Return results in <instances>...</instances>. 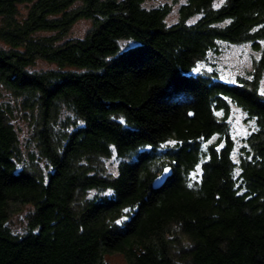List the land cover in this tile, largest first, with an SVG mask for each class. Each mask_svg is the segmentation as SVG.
Here are the masks:
<instances>
[{
  "label": "trees",
  "instance_id": "trees-1",
  "mask_svg": "<svg viewBox=\"0 0 264 264\" xmlns=\"http://www.w3.org/2000/svg\"><path fill=\"white\" fill-rule=\"evenodd\" d=\"M243 43L250 77L195 73ZM262 70L264 0H0V264H264Z\"/></svg>",
  "mask_w": 264,
  "mask_h": 264
},
{
  "label": "rangeland",
  "instance_id": "rangeland-1",
  "mask_svg": "<svg viewBox=\"0 0 264 264\" xmlns=\"http://www.w3.org/2000/svg\"><path fill=\"white\" fill-rule=\"evenodd\" d=\"M177 19L176 14V6L173 8L170 15L167 16V21L174 22ZM88 20H77L72 28L70 29L68 35L69 36H82L85 33V30L89 26ZM130 45V43H127ZM259 56V52L253 50L250 47L249 43L243 44H232L229 45L221 50L218 55H209L207 59L204 61L197 62L195 73L203 72L207 74H215L216 78L213 76V79H219L222 82L227 83H234L238 77H245L248 78L251 75V72L254 69V64ZM255 62V63H254ZM49 64L44 61H37V64L33 66V68H45L48 67ZM194 73V72H193ZM259 80V90L264 93V70L260 72L258 77ZM1 93L5 94V90H2ZM223 113L219 114L221 117ZM25 123V122H24ZM24 124L20 123L21 128L23 129L22 132L19 134V140L22 144H24V139L28 135L27 128ZM225 123L228 126L229 133L231 138L234 142V149L236 150L242 143L245 135L248 131L251 130V121L246 120L244 114L240 109L231 107L227 112V117L225 118ZM212 139H216V136L212 137ZM29 140L26 141L28 143ZM29 146L32 144L29 142ZM234 150V152H235ZM114 159V158H112ZM109 161L111 163L106 162V169L108 172L114 171L116 168V159ZM160 173V172H159ZM158 173V174H159ZM28 207H23L20 212L13 213L11 216V228L14 231H20L23 229L24 225V214ZM104 259L109 264H126L125 258L122 254H112V255H105Z\"/></svg>",
  "mask_w": 264,
  "mask_h": 264
},
{
  "label": "water",
  "instance_id": "water-1",
  "mask_svg": "<svg viewBox=\"0 0 264 264\" xmlns=\"http://www.w3.org/2000/svg\"><path fill=\"white\" fill-rule=\"evenodd\" d=\"M191 116V114H190ZM171 174V168L170 166H165L163 169L160 171L158 175L153 179L152 185L153 186H158L161 185L165 182V180L170 176Z\"/></svg>",
  "mask_w": 264,
  "mask_h": 264
},
{
  "label": "snow or ice",
  "instance_id": "snow-or-ice-1",
  "mask_svg": "<svg viewBox=\"0 0 264 264\" xmlns=\"http://www.w3.org/2000/svg\"><path fill=\"white\" fill-rule=\"evenodd\" d=\"M221 2H223V0H221Z\"/></svg>",
  "mask_w": 264,
  "mask_h": 264
}]
</instances>
